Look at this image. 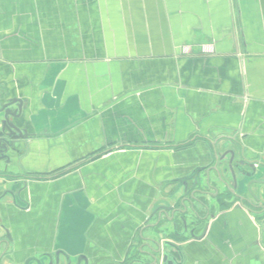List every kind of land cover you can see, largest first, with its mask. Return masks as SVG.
Listing matches in <instances>:
<instances>
[{"label": "crops", "instance_id": "crops-1", "mask_svg": "<svg viewBox=\"0 0 264 264\" xmlns=\"http://www.w3.org/2000/svg\"><path fill=\"white\" fill-rule=\"evenodd\" d=\"M0 94L26 131L0 159L1 264H122L218 141L264 164V0H0ZM260 191L170 234L181 264H264Z\"/></svg>", "mask_w": 264, "mask_h": 264}, {"label": "water", "instance_id": "water-1", "mask_svg": "<svg viewBox=\"0 0 264 264\" xmlns=\"http://www.w3.org/2000/svg\"><path fill=\"white\" fill-rule=\"evenodd\" d=\"M0 115V159L9 160L8 154L13 152L19 155L18 145L26 140V131L21 129L19 123L23 115V102L7 99L0 94ZM210 158L208 167L198 168L191 175L178 179L175 182L177 185H172V190L164 195L163 201L167 205L161 204L158 207L155 213L158 214V221L154 226L148 227L156 230L147 237H139L144 243L132 251L127 264H181L182 249L170 241V234L177 237L189 234L195 237L196 231H206V221L201 217L200 210L202 207L206 208V201L210 198L216 200L220 193H230L241 202L249 204L262 202L260 186H264V164L249 155L241 141H218L212 146ZM189 217L193 219L190 220ZM162 221L173 223L172 231L164 225L161 226ZM179 222L183 225L181 228H184V233L178 232ZM4 239L12 242L9 231L5 229L4 234H0V260L7 255ZM140 240L137 242H141ZM54 256L55 258L48 255L49 264H72L71 258L61 252ZM31 261L42 264L36 259H29L27 264ZM83 261L88 264L85 257L78 259L77 264H82Z\"/></svg>", "mask_w": 264, "mask_h": 264}, {"label": "flooded vegetation", "instance_id": "flooded-vegetation-1", "mask_svg": "<svg viewBox=\"0 0 264 264\" xmlns=\"http://www.w3.org/2000/svg\"><path fill=\"white\" fill-rule=\"evenodd\" d=\"M239 193V192H238ZM228 195H223L222 193H220L219 195H218V197L216 198V200L215 199H212V198H210V200L207 202L206 201V208H201V210H200V214H201V217L203 218V219H205V221L210 217V213H211V211H213L214 209H213V207L214 206H216V207H219V208H221L223 205L226 207V206H231V205H233V204H235L236 202H241L240 201V199H238L237 197H234L232 194H230V193H227ZM19 196H21V192L19 193ZM244 203V202H243ZM171 204H173V202H171ZM249 204V203H248ZM203 214H204V216H203ZM207 214H208V216H207ZM189 219L190 220H192L193 219V217H189ZM181 224V225H180ZM179 228H178V232L179 233H184V228L182 229L181 227H183V225H182V223L181 222H179ZM182 229V230H181ZM187 235H189V234H187ZM175 237H177L176 235H174ZM186 235H183L182 237H185ZM190 236V235H189ZM182 237H177V238H182ZM170 239V238H169ZM5 241H6V243H5V245H4V249H5V252H6V254H7V256H8V253L9 252H11V250L13 251V247H12V245L10 244V242H8V240H6V239H4ZM170 241H172V242H174V243H176L177 245H179V243L176 241V240H174V239H170ZM11 245V246H10ZM180 246V245H179ZM140 247V246H139ZM180 248H181V246H180ZM182 249V248H181ZM7 256H5V257H7ZM53 258H55V256L54 255H51ZM176 257H178V255H175ZM4 257V258H5ZM3 258V259H4ZM3 259L2 260H0V263H2V261H3ZM32 260V259H36V260H38V261H40L42 264H49L50 263V259L48 258V255H42V256H39V257H30V258H27V260L26 261H24L22 264H27V261L28 260ZM61 260H64L62 257H61ZM72 260V259H71ZM127 261H128V258H126V261H124L122 264H127ZM29 264H37V262H33V261H31ZM61 264H65L64 262H61ZM72 264H77L76 262H74L73 260H72Z\"/></svg>", "mask_w": 264, "mask_h": 264}]
</instances>
